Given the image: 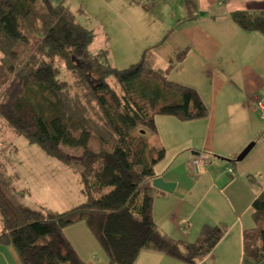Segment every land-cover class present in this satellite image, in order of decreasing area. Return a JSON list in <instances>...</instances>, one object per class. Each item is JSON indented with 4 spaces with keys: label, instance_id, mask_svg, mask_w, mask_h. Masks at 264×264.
Returning a JSON list of instances; mask_svg holds the SVG:
<instances>
[{
    "label": "trees",
    "instance_id": "obj_1",
    "mask_svg": "<svg viewBox=\"0 0 264 264\" xmlns=\"http://www.w3.org/2000/svg\"><path fill=\"white\" fill-rule=\"evenodd\" d=\"M181 1L190 15L195 0ZM231 20L239 31L264 38V11L236 13ZM93 40V32L75 23L63 1L0 0V124L70 168L82 196L77 207L64 213L30 210L10 202L0 177V247H11L20 264H85L63 236L66 228L80 224L103 251L106 264H134L141 252L197 264L213 251L226 227L203 226L194 243L150 229L153 168L164 152L148 147L145 134L155 133L156 117L193 122L206 119L207 110L194 90L168 81L174 67L156 70L153 57L144 53L137 65L118 71L108 65L106 51L87 54ZM183 58L184 52L178 54L176 64ZM81 59L89 64L81 74L94 82L91 93L116 136L100 142L95 152L88 150L91 132L65 110L48 73L53 61L73 69ZM62 148L81 155L69 158ZM250 209L253 228L242 233V252L260 264L264 189Z\"/></svg>",
    "mask_w": 264,
    "mask_h": 264
},
{
    "label": "crops",
    "instance_id": "obj_2",
    "mask_svg": "<svg viewBox=\"0 0 264 264\" xmlns=\"http://www.w3.org/2000/svg\"><path fill=\"white\" fill-rule=\"evenodd\" d=\"M99 1L107 6L116 2ZM164 1L166 4L157 1L153 6L167 5L170 16H173L172 12L182 16L181 20L175 21V26L183 25L182 31H188L193 36L168 38L169 46L165 51L168 49L169 52L162 57L165 67L155 69L163 71L174 67L168 76L174 73L173 83L194 90L207 110V117L185 123L170 117L154 119L155 133L151 135L157 140L151 146L146 139L147 146L162 149L164 157L171 155L172 161H178V165L171 166L166 172L157 171L156 165L153 168L154 179L173 185V190L171 194L152 192L150 229L163 232L177 241L194 243L203 226L223 225L226 227L224 236L213 251L197 264H254L243 256L242 233L253 228L251 204L264 189V117L256 108V104L260 103L264 109V38L239 31L231 16L240 12H262L264 0H195L188 20H185L187 16L182 4H176L177 8L173 11L174 5L169 1L176 0ZM199 13L200 20L197 19ZM141 29L137 27L135 32L140 35ZM149 30L154 32L152 28ZM146 37L150 43L152 38ZM191 38H194V43ZM165 40L162 38L158 49L164 47ZM116 47L118 50V44ZM106 52L109 57L111 48ZM182 52L184 60L177 65L175 57ZM156 64L153 57V66ZM188 64L193 65L192 74L183 76L182 70ZM165 127L170 129L165 131ZM249 145L253 146L251 151L240 166H235L232 161ZM196 154L208 155L216 162L211 161L206 174L191 184L188 164ZM228 166L234 177L225 174ZM37 177L39 183L44 184L40 176ZM52 198L56 203L50 206V210L57 214L67 212L82 202L77 183L76 187L75 184L68 186L60 180L47 185L43 197H40L42 201L37 200L43 204ZM72 228L81 234L74 237L78 241L74 239L76 243H73L64 237L77 257L85 264H106L104 254L96 255L92 244L95 241L86 236L89 233L85 227L79 224L64 231ZM86 238L90 241L88 247H85ZM75 244L85 249H77ZM84 250L89 254L84 255ZM0 264H20L11 247H0ZM134 264L183 263L159 254L141 252Z\"/></svg>",
    "mask_w": 264,
    "mask_h": 264
},
{
    "label": "rangeland",
    "instance_id": "obj_3",
    "mask_svg": "<svg viewBox=\"0 0 264 264\" xmlns=\"http://www.w3.org/2000/svg\"><path fill=\"white\" fill-rule=\"evenodd\" d=\"M60 1H63V5L75 15V23L93 32L94 40L87 48V54L92 56L97 54L98 51H106V49L111 48L108 65L118 71L137 65L147 50L146 54L149 57H155L157 61V64L153 66L154 69L156 67L162 69L165 67L162 57L169 52L168 49L165 51V48L169 46L168 38L173 39L181 35L186 37L193 36L192 33L191 35L188 34V31H182L183 25L180 27L175 26L177 20H181L182 16L178 17L176 12H172L173 16H170V10L167 5L155 7L151 0H116V2L108 4V6L99 0H53V3ZM158 2L166 4L164 0ZM169 2L174 5L173 11L177 8L176 4L178 6L182 4L183 6L181 0L175 1L178 3ZM184 11L187 16L186 20L189 18V12L186 9ZM200 16L201 14L199 13L198 20L201 19ZM137 27L143 28L140 35L135 32ZM150 28L156 34L150 31ZM173 31V35L169 37ZM153 33L155 34L154 38ZM146 36L152 38L150 43H148ZM162 38L163 40L166 38L167 42L165 40L164 47L158 49L157 47L162 43ZM191 42L194 43V38H191ZM116 44H118L120 49L116 50L117 47L114 48ZM191 63L194 64L192 61ZM192 64L185 65L182 70L184 71L183 76L192 74ZM88 68L89 64L83 59L77 60L73 69L66 68L58 61H53V66L48 70V73L50 84L57 91L65 110L82 120L86 128L91 132L88 150L95 152L99 149L100 142L114 141L116 136L111 132L97 101L91 93V87L95 85L94 82L81 74L82 70ZM174 77V73L171 76L167 75L168 81L171 82L175 81ZM180 79L182 80V77ZM198 83L200 84V81ZM160 118L163 117H156L155 120ZM163 129L166 131L170 128L165 127ZM145 138L149 140L148 144L151 146L157 140V137L153 139V135L150 133H146ZM61 151L72 159L81 155L80 150L62 148ZM214 161L215 159L212 160V162ZM232 162L234 163V161ZM241 164L242 162L234 163L235 166H240ZM71 165L77 167L74 161H72ZM177 165L178 161H172L171 155L168 154L156 165L155 169L159 172H166L171 169V166L177 167ZM228 167L231 169L230 166ZM0 175L3 183L2 189L10 202L15 206H22L30 210L43 208L45 212H52L50 206L55 205L54 198L46 200L45 203L42 202L43 204H40L37 200V198L43 197L47 185L60 180L68 186L75 184L76 187V177L72 174L70 168H67L59 161L46 157L37 147L29 146L24 139L14 137L9 132V129L2 124H0ZM38 175L44 184L39 183ZM232 177H234V173ZM193 182L195 180L190 176L189 183L192 184ZM40 201L42 200L40 199ZM63 236L76 243L74 239L78 241V238L74 237L81 236V234H79L77 229L72 228L63 231ZM86 241L88 242H85V247H88L87 244L90 241L88 238H86ZM92 244H94L96 255L102 256L104 253L100 247L96 243ZM75 247L77 249H85L84 246L82 247L79 244H75ZM87 250L89 251L88 248ZM88 251L84 250V255H88Z\"/></svg>",
    "mask_w": 264,
    "mask_h": 264
},
{
    "label": "built area",
    "instance_id": "obj_4",
    "mask_svg": "<svg viewBox=\"0 0 264 264\" xmlns=\"http://www.w3.org/2000/svg\"><path fill=\"white\" fill-rule=\"evenodd\" d=\"M256 108L259 111L260 116L264 117V112H263L264 109L260 103L256 104ZM212 160L213 158H211L210 156L200 155V154H196L191 158L188 164V172H189V175L193 178V180L196 181L206 174L205 170L211 164ZM225 174L227 176L232 177L233 173H232V170L229 167H227L225 169Z\"/></svg>",
    "mask_w": 264,
    "mask_h": 264
},
{
    "label": "water",
    "instance_id": "obj_5",
    "mask_svg": "<svg viewBox=\"0 0 264 264\" xmlns=\"http://www.w3.org/2000/svg\"><path fill=\"white\" fill-rule=\"evenodd\" d=\"M252 145L247 146L234 160V163H239L241 162L247 155L248 153L251 151L252 149ZM219 161H224V162H228L226 160H222V159H218ZM151 187L163 194H171L172 190H173V185L171 184H166L163 183L161 179H153L151 181Z\"/></svg>",
    "mask_w": 264,
    "mask_h": 264
}]
</instances>
